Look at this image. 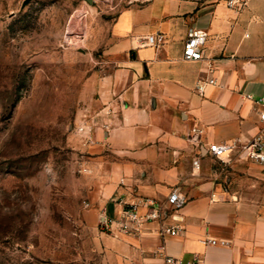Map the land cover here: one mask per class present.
<instances>
[{"label": "crops", "instance_id": "obj_1", "mask_svg": "<svg viewBox=\"0 0 264 264\" xmlns=\"http://www.w3.org/2000/svg\"><path fill=\"white\" fill-rule=\"evenodd\" d=\"M191 29L206 33L203 59L183 57ZM112 30L114 66L90 80L80 109L91 117L90 139L78 134L95 184L88 214L118 217L124 203L144 213L150 199L182 229L165 234L156 220L136 233L100 232L104 264H164V255L264 264V163L207 152L209 143H246L264 131V0L132 2ZM156 33L164 41L143 43ZM174 189L186 197L175 212L167 205ZM204 237L229 244L205 245Z\"/></svg>", "mask_w": 264, "mask_h": 264}, {"label": "rangeland", "instance_id": "obj_2", "mask_svg": "<svg viewBox=\"0 0 264 264\" xmlns=\"http://www.w3.org/2000/svg\"><path fill=\"white\" fill-rule=\"evenodd\" d=\"M24 1L0 0V264H104L80 109L144 0Z\"/></svg>", "mask_w": 264, "mask_h": 264}, {"label": "built area", "instance_id": "obj_3", "mask_svg": "<svg viewBox=\"0 0 264 264\" xmlns=\"http://www.w3.org/2000/svg\"><path fill=\"white\" fill-rule=\"evenodd\" d=\"M230 7H240L245 3V0H226ZM165 39V34L156 33L150 34L143 39L144 44L158 45ZM206 39V33L199 29H191L184 44L183 57L186 60H200L204 58L203 46ZM215 83V79L210 78L206 80H200L197 84L199 91H204L205 83ZM264 104V96L261 98ZM87 115V114H84ZM261 119L264 122V110L261 114ZM80 121L78 126V133L81 135H89V127L86 122V118ZM88 139H90L88 137ZM235 151L239 154L240 158L253 160L259 163H264V131L258 133L250 141L241 143L234 140L230 142H212L207 146V152L212 156L220 159H224L232 155ZM186 202V197L181 195L178 189H174L167 199V205L173 212L180 209ZM148 209L141 213L138 203H124L121 213L118 217L109 216L106 211L100 216V225L103 230L109 232L120 233H136L141 230L142 226L146 222L162 221L161 230L166 234H178L181 231V226L178 223H167L165 221L167 214L164 211V207L161 205H154L153 201L147 199L145 201ZM89 205V203H87ZM173 220L175 216L170 213ZM201 242L205 245H228L227 239H218L215 237H204ZM160 253L164 255V246L160 247ZM164 264H201V261L197 259L184 261L178 257L172 255H164Z\"/></svg>", "mask_w": 264, "mask_h": 264}, {"label": "water", "instance_id": "obj_4", "mask_svg": "<svg viewBox=\"0 0 264 264\" xmlns=\"http://www.w3.org/2000/svg\"><path fill=\"white\" fill-rule=\"evenodd\" d=\"M29 1H30V0H25V1H24V4L28 3ZM90 1H92V0H90Z\"/></svg>", "mask_w": 264, "mask_h": 264}]
</instances>
